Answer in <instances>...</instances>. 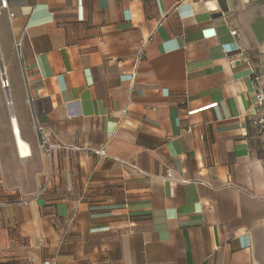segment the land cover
Instances as JSON below:
<instances>
[{
  "label": "crops",
  "instance_id": "1",
  "mask_svg": "<svg viewBox=\"0 0 264 264\" xmlns=\"http://www.w3.org/2000/svg\"><path fill=\"white\" fill-rule=\"evenodd\" d=\"M8 3L0 264H264V0Z\"/></svg>",
  "mask_w": 264,
  "mask_h": 264
},
{
  "label": "built area",
  "instance_id": "2",
  "mask_svg": "<svg viewBox=\"0 0 264 264\" xmlns=\"http://www.w3.org/2000/svg\"><path fill=\"white\" fill-rule=\"evenodd\" d=\"M8 7H9L8 0H0V9H1L0 16L2 14V10H7ZM233 35H235V32H233ZM21 40H22V38H21ZM21 40L17 44L18 48L21 47ZM2 86H3L4 89H8L9 88V82H8L7 79L5 81L2 80ZM9 105H10V103H9ZM254 107L257 110H262L263 109V107H264V94H263V92L256 93ZM259 123L264 125V119H260ZM40 148H41V150L43 151V153L45 154V156L47 158L51 157L53 146L50 144L49 140L45 136L42 137ZM94 153L96 155L100 156V157H104V156L107 155L106 149L98 150V151H95ZM47 182H49V177L47 179ZM44 189H45V187L42 188V190L37 193V196L41 195L44 192ZM15 204L27 205L28 201L23 199V200H19V201L15 202ZM44 264H52V263L45 262Z\"/></svg>",
  "mask_w": 264,
  "mask_h": 264
},
{
  "label": "bare ground",
  "instance_id": "3",
  "mask_svg": "<svg viewBox=\"0 0 264 264\" xmlns=\"http://www.w3.org/2000/svg\"><path fill=\"white\" fill-rule=\"evenodd\" d=\"M0 12H1V9H0ZM12 123H13L14 132L16 135V140H17V144H18L20 154L22 155V157L30 156V154H31L30 147L21 137L20 129L18 127V123H17L16 119L12 118Z\"/></svg>",
  "mask_w": 264,
  "mask_h": 264
},
{
  "label": "water",
  "instance_id": "4",
  "mask_svg": "<svg viewBox=\"0 0 264 264\" xmlns=\"http://www.w3.org/2000/svg\"><path fill=\"white\" fill-rule=\"evenodd\" d=\"M0 68H1V71H2V79H3V81H5L6 80V76H5V71H4V66H3V64H2V58H1V56H0Z\"/></svg>",
  "mask_w": 264,
  "mask_h": 264
},
{
  "label": "rangeland",
  "instance_id": "5",
  "mask_svg": "<svg viewBox=\"0 0 264 264\" xmlns=\"http://www.w3.org/2000/svg\"><path fill=\"white\" fill-rule=\"evenodd\" d=\"M4 19V15L2 17H0V20H3ZM5 71V69H4ZM5 76H6V72H5ZM7 77V76H6ZM7 79V78H6Z\"/></svg>",
  "mask_w": 264,
  "mask_h": 264
}]
</instances>
